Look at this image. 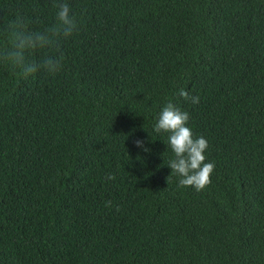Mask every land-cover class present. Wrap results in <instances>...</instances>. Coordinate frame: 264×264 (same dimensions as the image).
Returning <instances> with one entry per match:
<instances>
[{
    "label": "trees",
    "instance_id": "trees-1",
    "mask_svg": "<svg viewBox=\"0 0 264 264\" xmlns=\"http://www.w3.org/2000/svg\"><path fill=\"white\" fill-rule=\"evenodd\" d=\"M66 2L58 73L0 64V264H264V0ZM54 4L0 0V22L44 31ZM169 102L207 140L200 191L154 131Z\"/></svg>",
    "mask_w": 264,
    "mask_h": 264
},
{
    "label": "clouds",
    "instance_id": "clouds-1",
    "mask_svg": "<svg viewBox=\"0 0 264 264\" xmlns=\"http://www.w3.org/2000/svg\"><path fill=\"white\" fill-rule=\"evenodd\" d=\"M54 7L57 8V24L44 31L29 30L22 16L6 23L0 22V38H6L10 45L0 43V64L13 71L18 69L24 78L38 72L54 75L61 70L64 59L62 42L78 30V23L66 0H55ZM41 49H53L57 55H46L39 62L28 59L30 54ZM179 95L193 104L199 103L198 96H192L184 89ZM188 121L189 114L169 102L162 107L154 131L169 133L168 145L175 158L169 160L167 166L180 177L178 185L200 191L211 183L214 164L205 162L207 140L203 136L194 137L192 129L187 126ZM135 143L137 147L143 146L142 141ZM106 179L114 180L115 177L108 175ZM107 206H111V201Z\"/></svg>",
    "mask_w": 264,
    "mask_h": 264
}]
</instances>
